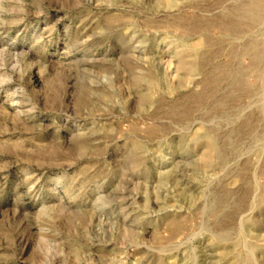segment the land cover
Masks as SVG:
<instances>
[{
    "label": "rangeland",
    "instance_id": "1",
    "mask_svg": "<svg viewBox=\"0 0 264 264\" xmlns=\"http://www.w3.org/2000/svg\"><path fill=\"white\" fill-rule=\"evenodd\" d=\"M0 264H264V0H0Z\"/></svg>",
    "mask_w": 264,
    "mask_h": 264
}]
</instances>
